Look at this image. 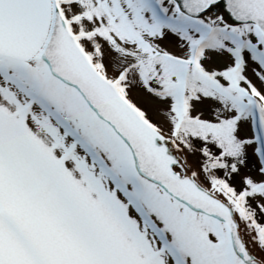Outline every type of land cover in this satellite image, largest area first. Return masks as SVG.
Masks as SVG:
<instances>
[{"label":"snow or ice","instance_id":"obj_1","mask_svg":"<svg viewBox=\"0 0 264 264\" xmlns=\"http://www.w3.org/2000/svg\"><path fill=\"white\" fill-rule=\"evenodd\" d=\"M0 264H264V0H0Z\"/></svg>","mask_w":264,"mask_h":264}]
</instances>
